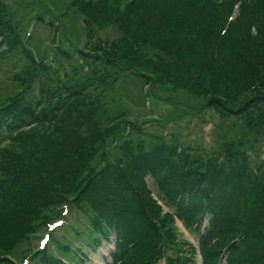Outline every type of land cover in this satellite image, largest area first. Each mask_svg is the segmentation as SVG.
Instances as JSON below:
<instances>
[{
  "label": "trees",
  "instance_id": "16d2710c",
  "mask_svg": "<svg viewBox=\"0 0 264 264\" xmlns=\"http://www.w3.org/2000/svg\"><path fill=\"white\" fill-rule=\"evenodd\" d=\"M232 1L129 0L122 8L120 0L89 1L80 9L89 15L92 39L94 23L115 22L126 36L92 41L93 54L70 61L68 73L24 51L27 67L14 70L11 79L18 86L0 93V141L5 142L0 144V264H13L12 254L28 248L33 235L60 215L63 205L93 208L94 224L105 239L111 226L117 227L118 237H138L141 225L130 218L131 212L147 225L152 217L146 208L157 213L143 169L162 179L161 190L170 192L171 199L182 189L198 186L184 214L187 220L197 218L203 197L212 190L210 160L175 143L154 139L145 146L142 138L134 140L138 119H131L130 109L119 102V107L111 100L107 104L106 91L115 82L107 70L112 65L116 73L137 75L145 82L151 73L153 81L189 87L200 96L209 95L216 110L248 119L257 110L249 125L258 127L264 120V84L255 74L247 39L255 24L261 46L257 68L264 67V0L243 2L241 15L222 35ZM4 9L0 0V33L8 38L2 51L9 53L24 45L6 33ZM147 43L161 46L162 52L147 51ZM38 79L40 91L35 94L31 84ZM212 86L214 93L209 94ZM225 97L237 109L229 107ZM130 125L126 137L123 131ZM224 148L230 155L221 170L224 191L218 193L231 199L201 242L205 261L214 264L224 251L230 252L227 264H264V162L250 163L233 142ZM154 159L150 167L147 162ZM130 243L124 241L117 254L122 264H137L132 257L144 260L143 247L133 242L126 248Z\"/></svg>",
  "mask_w": 264,
  "mask_h": 264
},
{
  "label": "rangeland",
  "instance_id": "374dc122",
  "mask_svg": "<svg viewBox=\"0 0 264 264\" xmlns=\"http://www.w3.org/2000/svg\"><path fill=\"white\" fill-rule=\"evenodd\" d=\"M1 1L7 3L4 13L5 17H8L7 23H10L13 27L12 35L14 36L16 33L18 38L15 37L19 39L24 46L17 45V48H14L13 51L10 52V57L8 59H5V56L0 54V93L9 87H15L11 79L15 70L14 66L16 60L14 56L21 57V55H19L20 53L17 51L19 49H29L31 52L37 50L40 57H48L56 51L58 57L54 59L53 63L67 70V68L70 67L68 64L70 60L64 59L59 51H62L61 47H63L68 51L73 50L76 52L79 46V48H81L86 45V32H88L87 24L90 23L87 22V20H89V15L83 12L80 6L89 3V1L97 0ZM111 1L112 0H108V2ZM70 3L72 5H69ZM75 3H78V6H76ZM128 3L129 0H120V7L122 8L126 4L128 5ZM141 7H144V5ZM97 24L94 23L96 33H94L95 41L100 39L101 42H105L107 39L112 40L120 38L124 34V28L120 29L116 23L111 25L102 23L99 24L100 27H98ZM177 24H179V22ZM30 26L33 29V34L29 35ZM98 34L102 37L99 38ZM198 34L199 33H195V38H198ZM26 39L28 40L24 43ZM139 41H141V39H139ZM3 43L4 41L2 40L0 45L3 46ZM96 43L97 42L94 43L95 46ZM247 43L249 47L248 52L251 53V59H254L252 64L256 66L257 73L255 74L259 76V82L264 84V67L257 68V64L261 58L259 54L261 46L257 39V34L254 33L249 35ZM143 47L147 48V51L162 52L161 46L156 47L150 43L145 44ZM86 49L90 50L89 47L85 48L83 50L84 53L87 52ZM141 50H143V48H141ZM211 50H213V48ZM84 53L82 54L85 55ZM92 54L93 53H91V55ZM74 57L77 60V56ZM210 59L213 61L212 58ZM23 62H25L24 59L19 62L16 61V67L20 66ZM8 63L13 66V72H8ZM109 67V72H113L112 65ZM148 76V79H151L145 82L148 83V85L144 86L146 90H140V83H143L145 79L135 75L134 77L130 76L129 79H123V77L119 78L106 91L107 104L114 98L121 103V105L126 104L129 106L134 114L133 117L138 119L137 121L140 123L141 132L138 136H136L137 134H131L135 136V139L143 137L147 145L150 140L157 138L155 134H159L163 135L164 139L168 142H173L171 141L172 138V140L174 139L182 143H187L185 145L196 148V150L203 155H217L218 152L223 150L221 148V139L223 134H225V138L238 139L237 142L242 140L243 145L241 148H244L247 154L253 153V149L255 148L258 150V154L264 157V144H262L261 139H259V134H264V120L260 123L261 126L258 127L256 131H251L248 128L245 130L246 124L242 122L241 118L228 114L224 120L221 119V116L213 111V107L208 106L209 95L203 97L195 93L194 90H189V87L185 89L175 86L170 82L162 84L153 81L151 73H149ZM122 80H124L123 83ZM213 87L214 86L210 88L209 94L214 93ZM33 89L35 92H38L36 84L33 86ZM125 98L127 99L126 102L124 101ZM225 103L228 106L234 107V104L227 97H225ZM257 113V110H255L253 115ZM154 117L159 118L160 122L155 121L157 120L156 118L152 120V122L146 120ZM252 129L255 130L254 128ZM154 181L157 184L155 178ZM77 212L80 213V218L84 219L85 215H83L81 211ZM71 217L72 216L68 217V221L71 220ZM81 225L77 227H70L69 224H64V227L59 225V228L56 227L52 229V232H55L59 239H62V237H60L62 235L67 236L66 234H70L74 236V240L77 243L81 244L83 243L82 239L84 236L75 233L77 230L81 229ZM179 225L181 230V233L179 232L180 236L192 240L194 241L193 243L197 244V231L185 228L181 224ZM48 231V227H43L40 232L44 235V233ZM38 238L39 237L31 238L32 248H35L36 244H38ZM112 246L113 244L110 243V245L104 246L101 253L92 254V260L89 261V264H106L104 257L110 259V249ZM51 248L54 249V246L52 245ZM188 253L190 254V251ZM199 262L200 256L197 253V256L192 258L191 264H198ZM157 264H167V262L165 258H162Z\"/></svg>",
  "mask_w": 264,
  "mask_h": 264
}]
</instances>
